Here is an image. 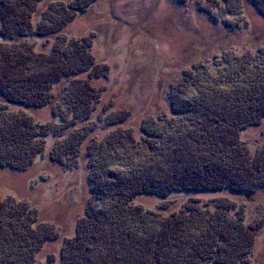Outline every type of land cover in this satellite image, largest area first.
Instances as JSON below:
<instances>
[{"label":"trees","instance_id":"obj_1","mask_svg":"<svg viewBox=\"0 0 264 264\" xmlns=\"http://www.w3.org/2000/svg\"><path fill=\"white\" fill-rule=\"evenodd\" d=\"M25 1L0 4V37L14 44L13 49L0 42V94L6 104L22 108L0 109V172L31 167L46 152L53 133L66 135L52 145L50 160L62 163L75 156L83 138L79 131L68 130L79 117L86 119L95 112L103 95L101 90L89 107V102H82L87 96L81 91L72 94L71 87L64 93L63 87L61 94L62 85L79 72V66L61 65L70 59V46L59 30L45 32L48 28L43 27L32 32L62 37L50 53L17 48L21 36L17 28L25 25L17 20H24ZM41 1L36 0L32 12ZM91 3L80 1L71 8L75 14ZM13 27L16 30L7 34L6 28ZM253 55L231 54L215 64L217 69L194 68L172 95L173 112L183 113L158 126H143L150 137L146 141L120 130L121 137L118 132L106 141L92 140L87 181L93 201L75 235L64 239L61 264H248L255 231L243 227L244 207L218 200L213 209L210 203L190 199L179 211L166 214L138 199L230 191L249 201L264 187V148L252 159L242 139L244 131L264 121V51ZM82 103L91 109L80 112ZM39 107H49L61 128L55 130L51 119L42 123L29 113V108ZM116 122L123 121L110 123ZM235 216L240 218L234 221ZM51 225L40 220L32 201L0 196V264H39L44 245L59 237Z\"/></svg>","mask_w":264,"mask_h":264},{"label":"rangeland","instance_id":"obj_2","mask_svg":"<svg viewBox=\"0 0 264 264\" xmlns=\"http://www.w3.org/2000/svg\"><path fill=\"white\" fill-rule=\"evenodd\" d=\"M80 1L92 3L85 11L74 14L71 7ZM25 3L24 20H17L25 24L17 28L21 33L17 48L30 52L34 47L36 54L50 53L58 48L62 37L57 34L40 37L32 32L43 27L48 28L45 32L59 30L70 46L67 50L70 59L61 65L79 66V72L62 85L61 94L63 87L64 93L72 87V94L81 91L87 96L82 102H89L91 107L103 90L95 112L86 119L79 117L68 130L79 131L83 138L75 156L62 163L50 160L52 145L66 135L52 132L56 135L48 138L46 152L31 167L19 172L9 169L0 172V196L13 195L32 201L40 220L57 228L59 237L44 245L39 264H61L64 239L75 235L79 220L85 218L93 201L87 181V154L94 152L89 149L92 140L106 141L113 133L119 132L121 137L120 131H132L137 140L146 141L150 137L143 133V126H158L159 122L171 121L183 113L173 112L172 95L185 84L187 74H194V68L207 65L217 69L215 64L227 60L231 54L255 55L264 51V0H42L34 12L36 0ZM15 27L6 28L7 34ZM2 41L5 47L13 48L8 38L0 37ZM5 101L0 94V109L17 112L22 109ZM82 104L84 111L80 112L91 109ZM29 113L42 123L51 119L55 130L61 128L62 122L52 120L49 107L29 108ZM116 120L123 122L110 123ZM242 139L252 159L255 158L264 148V121L244 131ZM76 160L78 166L70 169ZM247 198L230 191H215L178 193L168 199L146 195L138 200L166 214L179 211L190 199L210 203L213 209L218 200L244 207L243 227L255 231L247 262L264 264V187L251 195L249 201ZM239 218L235 216L234 221Z\"/></svg>","mask_w":264,"mask_h":264}]
</instances>
